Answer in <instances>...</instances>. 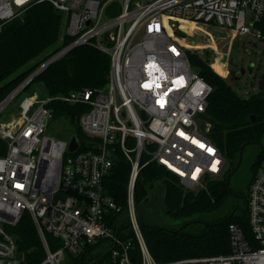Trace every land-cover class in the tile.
<instances>
[{
  "label": "built area",
  "instance_id": "2783aa9c",
  "mask_svg": "<svg viewBox=\"0 0 264 264\" xmlns=\"http://www.w3.org/2000/svg\"><path fill=\"white\" fill-rule=\"evenodd\" d=\"M43 2L65 15L64 38L73 41L0 102V116L49 65L82 45L109 54V83L57 97L86 107L82 136L72 138L74 151L72 139L46 134L51 98L25 96L10 120L1 122L6 151L0 155V264H21L13 228L25 212L45 248L43 264H64L67 254L79 255L103 239L111 248L101 264H158L136 214L134 188L142 168L156 162L194 191L227 169L204 117L213 87L193 68L186 47L168 35L167 25H186L193 34L194 26L204 24L264 42V0H0V31L3 23ZM117 150L131 165L126 212L141 250L139 263L131 259L132 240H122L106 220L122 210L104 184ZM246 213L248 232L238 223L229 226L228 253L180 263L264 264V164L249 186ZM46 234L58 240L55 250Z\"/></svg>",
  "mask_w": 264,
  "mask_h": 264
},
{
  "label": "trees",
  "instance_id": "16d2710c",
  "mask_svg": "<svg viewBox=\"0 0 264 264\" xmlns=\"http://www.w3.org/2000/svg\"><path fill=\"white\" fill-rule=\"evenodd\" d=\"M66 24L65 15L56 13L49 2L32 5L3 23L0 31V102L38 66L73 41L71 37L64 38ZM189 58L193 68L213 87L204 117L209 125L208 136L222 151L227 169L222 176L209 179L204 188L194 191L184 189L175 174L156 162L142 168L134 188L136 214L148 249L158 264H181L190 258L228 253L229 226L238 223L246 232L249 231L245 207L241 212H232L214 222L203 221L201 216L218 212L225 206L230 198L228 176L238 164L242 146L254 144L264 137L263 91L242 97L212 69L209 61L190 52ZM110 68L109 54L90 45L76 47L49 65L33 83L39 81L46 98L52 99L47 104L52 111L51 120L71 121L75 125L73 137L82 136L79 122L86 107L69 104L57 97L78 90L105 88L109 83ZM252 115L256 116L255 121H252ZM5 151L6 143L0 139V155ZM114 159L104 184L122 210L110 213L106 220L122 240H132L131 259L139 263L141 250L126 218L131 165L120 150ZM148 160L143 156L142 164ZM158 184L165 187L164 205L161 204L160 208L164 215L177 223H168L162 218L158 224L151 223L143 216L146 204L150 200L154 202ZM193 224H201L200 230L191 231ZM13 232L17 237L21 264H43L46 251L28 212L23 214ZM46 238L55 250L58 240L51 234H46ZM110 248L111 242L100 240L79 255L67 254L69 259L64 264H101L108 258Z\"/></svg>",
  "mask_w": 264,
  "mask_h": 264
},
{
  "label": "rangeland",
  "instance_id": "374dc122",
  "mask_svg": "<svg viewBox=\"0 0 264 264\" xmlns=\"http://www.w3.org/2000/svg\"><path fill=\"white\" fill-rule=\"evenodd\" d=\"M186 28V25L181 24L178 26L177 22H171L167 25V33L171 38L185 46L190 53L197 54L200 58L209 61L212 69L242 97H249L252 94L260 92L261 82L264 76L263 41H258L247 35L233 36L232 31L229 29L211 27L204 24L197 27L194 26L193 34H188ZM242 69L246 70L245 74H242ZM33 94L37 95L40 101L46 99L45 91L39 81L34 82L29 89L16 98L14 106L7 109L0 116V124L1 122L10 120V114L17 111V105L25 96H31ZM74 132L75 125L71 121L61 119L50 120L46 129L47 135L68 142L71 141ZM253 154H255V146L250 144L244 150L243 164L238 174L231 180V185L239 186L240 190L242 189L241 192L247 195V198L252 178L249 170ZM263 164L264 162L255 166L253 171L254 175L258 167ZM183 188L186 189L185 187ZM154 195V202L150 200L142 210L144 218L148 222L156 224L161 222V218L167 220L168 223H177L164 215V210L162 211L160 208L161 204L164 205V185L158 184L155 188ZM234 206L235 201L229 198L221 210L202 215L201 219L203 221L214 222L232 213ZM126 218H128L127 214ZM200 228L201 224H193L190 230L197 231ZM68 257L65 258L64 262H67Z\"/></svg>",
  "mask_w": 264,
  "mask_h": 264
},
{
  "label": "flooded vegetation",
  "instance_id": "af4514ba",
  "mask_svg": "<svg viewBox=\"0 0 264 264\" xmlns=\"http://www.w3.org/2000/svg\"><path fill=\"white\" fill-rule=\"evenodd\" d=\"M263 79H264V76L262 80ZM261 90H262V82H261ZM253 145L255 146V154H253L251 165H250V170H249V172L252 174L251 181L254 176L253 171H254L255 166L258 165L259 163L262 164L264 162V137L261 140L255 142ZM239 169L231 175L230 184H229L230 199H233L235 201V206L233 209V212L235 213L241 212L243 210V206L245 207V210H247V195H244L241 192L242 189L240 190L239 186L231 185V180L238 174Z\"/></svg>",
  "mask_w": 264,
  "mask_h": 264
},
{
  "label": "water",
  "instance_id": "95a60500",
  "mask_svg": "<svg viewBox=\"0 0 264 264\" xmlns=\"http://www.w3.org/2000/svg\"><path fill=\"white\" fill-rule=\"evenodd\" d=\"M56 13L60 14L61 12L59 10H56ZM189 34H192L191 30L188 31ZM253 66V64H252ZM245 69H242V74H245ZM262 91L264 93V79L262 80ZM256 120V116L255 115H252V121H255ZM247 147V144H244L240 150V153H239V160H238V164L237 166L235 167V169L233 170V172L228 176V187H229V184H230V177L233 173H235L242 165V162H243V156H244V150L245 148ZM69 148L71 151H74L76 148H77V143H76V140L75 139H72L70 145H69ZM246 212V210H245Z\"/></svg>",
  "mask_w": 264,
  "mask_h": 264
}]
</instances>
